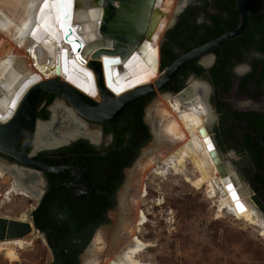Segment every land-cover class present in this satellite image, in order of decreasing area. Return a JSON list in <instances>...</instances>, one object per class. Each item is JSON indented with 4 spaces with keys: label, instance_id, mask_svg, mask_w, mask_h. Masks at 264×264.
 <instances>
[{
    "label": "flooded vegetation",
    "instance_id": "af4514ba",
    "mask_svg": "<svg viewBox=\"0 0 264 264\" xmlns=\"http://www.w3.org/2000/svg\"><path fill=\"white\" fill-rule=\"evenodd\" d=\"M246 2L250 23L241 37L198 56L162 92L156 90L133 102L119 119L90 123L89 129L96 130L100 141L81 139L36 155L39 150L33 145L23 151L39 163L63 169L62 173L41 171L0 155V162L11 172L33 177L25 180L32 189L29 199L35 202L29 220L40 229L37 233L51 251L50 264H88L87 249L101 229L107 231L113 225L118 212L124 217L119 220L122 227V190L150 141L160 147L164 141L168 147L173 145L169 159L179 153L182 144L161 138L159 123L154 120L153 129L148 122L147 106L157 96L183 102L197 95L203 98L208 115L198 128L201 141L207 147L206 134L228 169L227 177L247 191V199L264 219V0ZM240 22L236 0H181L159 47L156 81L182 57L234 31ZM87 101L100 103L93 98ZM192 166L189 163L190 174ZM72 181L75 187L70 188L67 184Z\"/></svg>",
    "mask_w": 264,
    "mask_h": 264
},
{
    "label": "bare ground",
    "instance_id": "6f19581e",
    "mask_svg": "<svg viewBox=\"0 0 264 264\" xmlns=\"http://www.w3.org/2000/svg\"><path fill=\"white\" fill-rule=\"evenodd\" d=\"M79 1L81 7L73 15V25L79 27V35L87 47V51L83 55L85 59L87 58L86 63L84 65L81 63V69L89 71L88 63L92 60L93 53L99 49L94 48V45L98 38V25L102 14L91 6V0ZM1 2H5L6 5L11 3L10 0H0ZM43 3L44 0L25 1L24 18L21 24H17L16 32H13L14 21L12 18L0 9V122H6L11 117L9 108L19 95V89L27 80L35 82L34 85L59 79L85 92L86 95L91 96L96 101H101L100 94H95L90 90L85 75L75 72L80 79L73 75V78L68 80V75L62 69V54L64 49H67L68 53L71 54L72 50L69 45L65 43L59 45L52 36L46 37L47 40L41 39L40 42L32 38L31 33L39 22V12ZM177 4L178 0L158 1L157 8L162 17L158 27L150 37L153 47H160L164 32L170 24L172 15L177 10ZM71 55L73 56V54ZM71 55H69L70 58H72ZM71 66H69L70 70H72ZM58 67H60L59 73H57ZM126 74L134 79L126 87V90L122 92L113 90L116 98H121L136 91L137 86L154 85L156 81L153 78L154 71L151 66L141 61L133 65ZM120 89V87L116 88V90ZM61 102L58 101L54 107L53 122L51 124H38L35 141L36 150L59 147L79 137L100 141L101 137L96 133V130L89 129L87 123L81 120L64 102ZM62 107H66L67 110H63ZM61 110L64 111L63 116L65 119L59 128L58 115ZM207 115L208 109L204 105L203 98L199 95L189 102L177 99L171 101L170 98H167V101L162 100L155 108L149 110L148 122L151 123L153 129L154 120H156L159 123L157 131L159 136L172 141L173 144H182L181 149L171 159L168 156L174 147H172L173 145L168 147L164 143L165 141L161 143V147L159 143V145L153 143L150 148L143 151L142 158L135 169L131 173L128 171V184L122 190V193H124L123 205L125 206L123 229L119 231L121 228L119 220L122 215L118 212L114 217L113 225L107 231L97 234L95 243L98 244V248L90 251L88 264H148L141 259V255L147 251V248L149 249L150 244L143 242L136 235L141 227L149 223L148 214L150 212L142 209L147 188H150L145 184V180L149 179H146L148 174L161 177L164 180L169 173H172L174 176L181 177L186 186H190L198 192L205 190L208 199L211 201L217 200L219 213L227 211L234 215L238 221L245 220L259 228L261 236L264 237V219L251 201L247 199V191L243 188L244 193L240 189V184L237 185L229 177L218 176L220 172L212 162L208 148L198 135V128L203 125L202 117ZM56 129L59 132V137L53 134V130ZM189 163L194 167L192 175L188 172ZM5 166L0 162V178L5 177L8 173L14 179L6 194V199L9 201L13 195L29 198L30 193L26 189L25 180H32L33 177L23 175L19 170L18 172H11ZM238 189L242 193L239 192V199L234 200L233 192H238ZM156 202L157 206L163 205L161 200ZM238 205H242L244 210L241 211ZM20 221H29V214L24 215ZM32 233L23 238L0 241V254H4L10 262L17 263L19 261L18 250L33 246Z\"/></svg>",
    "mask_w": 264,
    "mask_h": 264
},
{
    "label": "water",
    "instance_id": "95a60500",
    "mask_svg": "<svg viewBox=\"0 0 264 264\" xmlns=\"http://www.w3.org/2000/svg\"><path fill=\"white\" fill-rule=\"evenodd\" d=\"M156 1L157 0H91V6L102 14L101 21L98 25V38L94 45V48L97 47L99 49L93 53L92 60L88 63L89 68L92 70L88 69L89 71H84L81 69L82 64L84 65L86 63L87 58L85 59L83 55L87 51V47L84 45L79 35V27L75 25L77 29L75 35L80 38L82 46L76 52L71 51L73 56L68 53L67 49L63 50L62 69L64 73L68 75V80H71L70 78H73V75L76 76L77 79H80L76 73L83 76L85 75L89 82L90 90L95 92V94H100L101 102L97 105L89 104L87 100L92 98L91 96L86 95L85 92L59 79L40 82L34 85L33 83L35 82L27 80L18 91L20 98L16 102L15 109H12L11 106L9 108L11 117L8 118L6 122H0V155L13 158L23 165L41 171L58 174L62 173L63 169L52 168L39 163L23 152L31 145H36L35 141L37 138L38 124H51L53 122V110L56 103H53L54 105L49 109L52 114L49 120H42L39 117L42 106L38 104V101L42 95L46 93L55 95L57 100L64 102L88 125L90 123H110L119 119L125 109L133 102L146 96L154 95L156 90L162 92L171 80L175 78L177 73L198 56L241 37L247 31L250 23L251 12L246 0H236L237 9L241 16V22L237 29L182 57L170 69L166 70L163 76L158 81H155L154 85L137 86L136 88L138 89L136 91L126 94L121 98H116L113 90L115 92L126 90V87L129 86L130 82L134 79L127 75L126 72L139 61L150 65L154 71L153 78H158L157 76L160 73L161 66L160 49L158 47H153L150 41V37L153 32H155L162 17L158 8L155 6ZM80 7V1L75 0L70 23L73 24V15H75V12ZM47 11L46 9L45 12L47 13ZM55 11V9H52L53 14H55ZM44 36L42 39L47 40L46 37L48 36ZM52 38L59 45L65 43L72 47L71 33L68 37L60 34L59 39ZM65 52L68 53V65L64 59ZM69 55H71L72 58H70ZM133 57L136 58L133 59ZM106 60H118L119 63L109 64L106 63ZM70 65H72V70H70ZM59 72L60 67L57 68V73ZM88 73L91 74L90 77L87 75ZM119 87L121 89L116 90V88ZM53 134L57 137L60 136L55 132H53ZM203 136L205 137L206 134H203ZM81 139L89 138L79 137L59 147L43 148L36 151L34 155L40 151L60 149L69 146ZM207 148L209 150L208 144ZM209 153L218 171L223 177H226L228 169L220 160L216 150L214 153ZM67 185L70 188L75 187L73 181ZM26 189L32 192L29 186H26ZM29 215H31V212H29ZM34 231L37 232L40 231V229L30 220L23 222L0 217V241L23 238Z\"/></svg>",
    "mask_w": 264,
    "mask_h": 264
},
{
    "label": "rangeland",
    "instance_id": "374dc122",
    "mask_svg": "<svg viewBox=\"0 0 264 264\" xmlns=\"http://www.w3.org/2000/svg\"><path fill=\"white\" fill-rule=\"evenodd\" d=\"M10 1V5L1 2L0 9L12 18L13 32H16L17 26L24 18L23 10L26 0ZM180 2L181 0H178V7ZM162 100L164 99L160 96H157L155 101L153 98L147 106V116L154 104ZM58 101L56 99L54 104ZM66 107L62 109L67 110ZM63 110L58 115L59 128L65 119ZM51 115L50 113L49 119ZM53 132L57 131L53 130ZM153 143L154 140L150 141L147 148H150ZM153 176L149 174L146 176V179H149L145 180V184L150 188H147L142 205L144 211L150 212L149 223L136 233L143 242L150 244L149 249L147 248V251L145 250L146 252L141 255L144 262L148 264H264V237L261 236L259 228L245 220L238 221L227 211L219 213L217 200L208 199L205 190L198 192L186 186L181 177L169 173L164 181L161 177ZM13 180L8 173L0 178V217L21 220L24 215L29 214L35 202L21 195H13L8 201L6 194ZM155 188L158 190L156 191ZM159 200L163 201V205L157 206L156 201ZM122 229L123 227L120 231ZM103 230L101 229L99 233ZM32 235L33 246L18 250L17 263L10 262L4 254H0V264H50L52 254L42 240L43 237L36 231ZM95 239L86 253L98 248Z\"/></svg>",
    "mask_w": 264,
    "mask_h": 264
},
{
    "label": "snow or ice",
    "instance_id": "6c2138e0",
    "mask_svg": "<svg viewBox=\"0 0 264 264\" xmlns=\"http://www.w3.org/2000/svg\"><path fill=\"white\" fill-rule=\"evenodd\" d=\"M75 0H44L43 6L40 9V17L39 22L34 31H32L31 36L37 42H40L44 35L52 36L56 39H59L60 34H63L65 37H68L69 34H72L71 40V50L76 52L81 48L80 38L75 35L77 29L76 27L70 23L72 20V10L74 7ZM48 10L47 13L45 10ZM52 9H55V14L52 13ZM68 42V41H66ZM136 57H133L135 59ZM64 59L67 63L68 53H64ZM106 63L109 64H117L119 63L118 60L107 61ZM89 77L91 76L88 73ZM71 79V78H70ZM19 95L17 96L16 100L12 102L11 107L15 109L16 102L19 100ZM205 142L208 144L209 152L214 153L215 148L212 145L211 141L207 139ZM231 188V185L229 186ZM233 199L238 200L239 197L233 192ZM241 211L244 210L242 205H238Z\"/></svg>",
    "mask_w": 264,
    "mask_h": 264
},
{
    "label": "trees",
    "instance_id": "16d2710c",
    "mask_svg": "<svg viewBox=\"0 0 264 264\" xmlns=\"http://www.w3.org/2000/svg\"><path fill=\"white\" fill-rule=\"evenodd\" d=\"M254 15H259V14H256L254 13ZM56 99V96L55 95H52V94H49V93H46L44 95L41 96V98L39 99L38 101V104L41 105V104H45V106L43 107V109L40 110V113H39V117L40 119L42 120H47L49 119V111H48V107L51 106L54 102V100ZM140 118V115L139 117ZM129 124V130H132L131 126H130V123ZM81 144V143H80Z\"/></svg>",
    "mask_w": 264,
    "mask_h": 264
}]
</instances>
